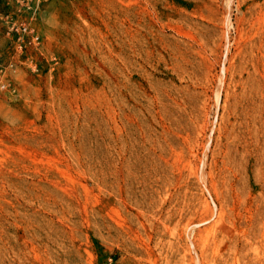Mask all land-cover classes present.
I'll use <instances>...</instances> for the list:
<instances>
[{
    "label": "rangeland",
    "instance_id": "374dc122",
    "mask_svg": "<svg viewBox=\"0 0 264 264\" xmlns=\"http://www.w3.org/2000/svg\"><path fill=\"white\" fill-rule=\"evenodd\" d=\"M0 264H264V0H0Z\"/></svg>",
    "mask_w": 264,
    "mask_h": 264
},
{
    "label": "bare ground",
    "instance_id": "6f19581e",
    "mask_svg": "<svg viewBox=\"0 0 264 264\" xmlns=\"http://www.w3.org/2000/svg\"><path fill=\"white\" fill-rule=\"evenodd\" d=\"M228 19V18H227ZM228 23V22H227ZM218 99V98H217Z\"/></svg>",
    "mask_w": 264,
    "mask_h": 264
}]
</instances>
